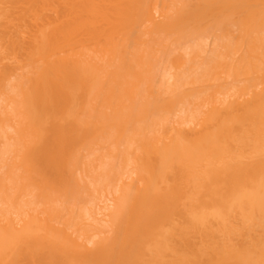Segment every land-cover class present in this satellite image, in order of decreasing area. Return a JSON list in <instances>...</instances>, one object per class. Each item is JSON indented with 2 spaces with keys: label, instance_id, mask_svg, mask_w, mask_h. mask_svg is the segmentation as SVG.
<instances>
[{
  "label": "bare ground",
  "instance_id": "1",
  "mask_svg": "<svg viewBox=\"0 0 264 264\" xmlns=\"http://www.w3.org/2000/svg\"><path fill=\"white\" fill-rule=\"evenodd\" d=\"M0 264H264V0H0Z\"/></svg>",
  "mask_w": 264,
  "mask_h": 264
},
{
  "label": "rangeland",
  "instance_id": "2",
  "mask_svg": "<svg viewBox=\"0 0 264 264\" xmlns=\"http://www.w3.org/2000/svg\"><path fill=\"white\" fill-rule=\"evenodd\" d=\"M204 37H205V36H204ZM208 37L210 38V36H208ZM207 39H208V38H206V40H207ZM210 39L212 40V38H210ZM210 39H209V40H210ZM203 40H204V39H203ZM206 40H205V42H211V40H210V41H209V40H208V41H206ZM201 41H202V40H201ZM205 42H204V43H205ZM210 45H211V43H210ZM210 45H205V47L207 46V47H209V48H210ZM207 49H208V48H207Z\"/></svg>",
  "mask_w": 264,
  "mask_h": 264
}]
</instances>
